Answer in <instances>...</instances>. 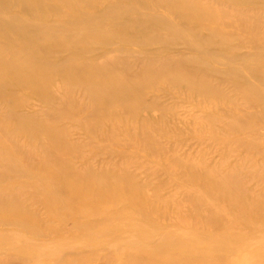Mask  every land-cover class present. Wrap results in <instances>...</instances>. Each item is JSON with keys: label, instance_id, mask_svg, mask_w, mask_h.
Listing matches in <instances>:
<instances>
[{"label": "bare ground", "instance_id": "obj_1", "mask_svg": "<svg viewBox=\"0 0 264 264\" xmlns=\"http://www.w3.org/2000/svg\"><path fill=\"white\" fill-rule=\"evenodd\" d=\"M240 1L264 3L0 0V264H91L107 255L101 264L264 263V196L224 154L218 162L176 157L163 135L179 119L156 89L167 83L205 104V125L235 129V147L252 144L241 123L246 108L264 109V23ZM238 40L254 52L239 53ZM214 61L229 64L233 93L216 84ZM146 147L169 154L163 163L130 156ZM132 163H154L150 176L166 164L180 182L164 190L163 180L150 195L151 179L139 183Z\"/></svg>", "mask_w": 264, "mask_h": 264}, {"label": "rangeland", "instance_id": "obj_2", "mask_svg": "<svg viewBox=\"0 0 264 264\" xmlns=\"http://www.w3.org/2000/svg\"><path fill=\"white\" fill-rule=\"evenodd\" d=\"M151 5H148L146 9L151 10ZM238 7L241 10L252 12V16L250 19H255L256 15L260 16L263 19L264 23V3L261 2H246V1H240L238 3ZM255 14V15H254ZM240 43V51L242 52H248L255 50V46L253 45V42H250L248 40L242 41L238 40ZM117 42H114L110 46H113L111 48H116ZM245 44V45H243ZM193 50L189 49V52ZM215 54L220 55L221 53L215 52ZM145 55H143V58ZM238 58L236 62H238ZM212 67L216 68L217 70L213 69L212 75L215 78V82L221 89L226 91L228 94L233 93L234 87H231L229 83L224 81V76L229 71V64L224 63L223 61H214L212 64ZM156 89L158 90V100L163 103L164 105L168 106L170 110L175 112L176 119L178 118L179 121L175 124L173 123V127H171V124L167 122L165 125H167L164 128V131H167L166 135H163L164 143L167 145V147H171L172 152L175 154L176 157L185 156L187 158V161L190 160V157H198L201 154H204L208 157L209 160L213 162H218L221 155L224 154L226 156V163L227 167L231 168L233 165L240 164L242 168V175L244 178H241V180H245V185L254 193H256L257 196L263 195L264 196V109L260 110V112L254 110L253 108H246L244 111H247L248 114L245 118H243L242 121V127L245 128L243 131L244 137H249L250 140H252V144L250 146H237L238 141L236 137L240 136L239 132L234 130H220L213 126L205 125L203 122L205 118H207V111L208 109L205 107L206 105L203 103H198L195 100H192L191 98H179L176 94H173L174 90L171 89L167 83L165 84H157ZM153 94V93H152ZM188 99V100H186ZM241 106L244 107L245 103L243 100H240ZM254 105V103H252ZM259 109V108H258ZM157 114V112H155ZM248 118H251L252 121H249ZM186 120L188 125H191L194 127V130L199 131L202 134V137H199V134L189 133L187 130V125L184 124V121ZM161 128V126H160ZM78 136H81V131ZM211 132H215L222 137L226 138L227 147L223 149L222 143L215 137L212 136ZM249 135L255 136L260 141V146H252L255 142V138ZM242 136V135H241ZM237 142V143H235ZM232 149H235L232 151ZM250 149V150H249ZM139 152H131L130 156L137 157L138 154L143 152L144 154L149 155L151 158H155V161L157 163H163L166 159L167 155L169 154L166 150L162 149L159 152V155H155L151 149L142 148L137 150ZM97 155L99 157H104L103 150H98ZM248 156L250 158H248ZM154 164V163H149ZM151 165H145L143 163H132L131 169H133V174L136 176V179L139 183L142 181H145L146 178L150 182H146L148 185L147 192L152 195L153 189L159 186L160 182L164 180L165 186L164 190L173 189L175 186H177L179 180H177L175 177L170 178L168 175H171L168 172L169 169H171L166 164H162L164 172L160 169L159 172L155 173L154 175L150 176L148 169L153 168ZM182 166H188L193 167L190 164H180ZM179 165V166H180ZM133 167V168H132ZM155 167V166H154ZM160 167V166H159ZM194 168H197V166H194ZM150 176V177H149ZM20 179V178H19ZM25 179V177L23 178ZM162 179V180H161ZM143 183V182H142ZM163 190V191H164ZM180 197V195H177ZM29 202L30 204H33V206L38 209L39 214L44 215V208L40 204L41 196L36 192H28ZM264 198V197H262ZM39 202V203H38ZM163 204V203H162ZM163 208L166 209V211L171 215H176L178 213L176 207H170L169 205H164ZM171 209L173 211H171ZM164 218V217H163ZM171 218V217H170ZM165 220L169 221V216L165 218ZM180 224V223H179ZM110 256H106L102 260H95L91 264H101L103 262L108 263L110 260ZM264 260V259H261ZM103 261V262H101ZM231 263V262H230ZM227 264V263H226ZM250 264H258L257 262L252 261ZM264 264V263H261Z\"/></svg>", "mask_w": 264, "mask_h": 264}]
</instances>
